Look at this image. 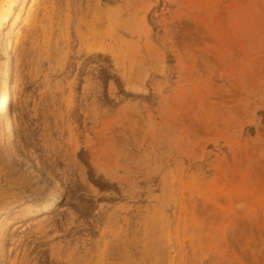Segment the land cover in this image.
<instances>
[{"label":"rangeland","instance_id":"1","mask_svg":"<svg viewBox=\"0 0 264 264\" xmlns=\"http://www.w3.org/2000/svg\"><path fill=\"white\" fill-rule=\"evenodd\" d=\"M28 2L3 264H264V0Z\"/></svg>","mask_w":264,"mask_h":264},{"label":"bare ground","instance_id":"2","mask_svg":"<svg viewBox=\"0 0 264 264\" xmlns=\"http://www.w3.org/2000/svg\"><path fill=\"white\" fill-rule=\"evenodd\" d=\"M24 1L25 0H0V57L2 58V60H0V159L3 161L5 158L9 159V154L13 152L11 149L12 146L10 147V143L9 145L7 143V139L14 134L13 117L10 109V89L15 86L16 78L15 75H12L10 80H8L7 77L9 72L14 71L16 65L13 63L15 61H12L11 58V48L19 35V29L17 27L20 23L19 19L22 17H20V13L22 11ZM35 1L36 0H29L28 8L24 13L25 18L30 15ZM56 190L57 189L54 188L52 191V196L50 195L52 202L46 203V206L43 208L44 211L48 209V207H51L47 205L53 204V201L57 196ZM34 200L33 202L31 200H27L20 202V204H18L19 202L14 203L13 206H11V204L5 205L3 204L4 202L0 204V242H3L6 235V224H8L16 210L20 211V209H28L30 215L39 214L38 209L33 208L36 205ZM2 257L3 254H0V264H3L4 261L1 259Z\"/></svg>","mask_w":264,"mask_h":264}]
</instances>
